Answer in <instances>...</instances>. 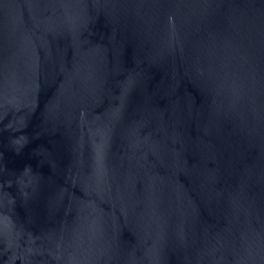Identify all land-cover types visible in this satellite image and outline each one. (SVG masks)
Returning <instances> with one entry per match:
<instances>
[{"label":"water","instance_id":"95a60500","mask_svg":"<svg viewBox=\"0 0 264 264\" xmlns=\"http://www.w3.org/2000/svg\"><path fill=\"white\" fill-rule=\"evenodd\" d=\"M0 264H264V0H0Z\"/></svg>","mask_w":264,"mask_h":264}]
</instances>
